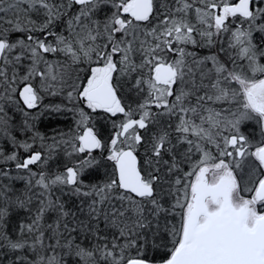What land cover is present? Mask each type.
I'll list each match as a JSON object with an SVG mask.
<instances>
[{
	"label": "snow or ice",
	"instance_id": "obj_1",
	"mask_svg": "<svg viewBox=\"0 0 264 264\" xmlns=\"http://www.w3.org/2000/svg\"><path fill=\"white\" fill-rule=\"evenodd\" d=\"M0 264H264V0H0Z\"/></svg>",
	"mask_w": 264,
	"mask_h": 264
},
{
	"label": "trees",
	"instance_id": "obj_2",
	"mask_svg": "<svg viewBox=\"0 0 264 264\" xmlns=\"http://www.w3.org/2000/svg\"><path fill=\"white\" fill-rule=\"evenodd\" d=\"M62 127H63V125H62Z\"/></svg>",
	"mask_w": 264,
	"mask_h": 264
}]
</instances>
